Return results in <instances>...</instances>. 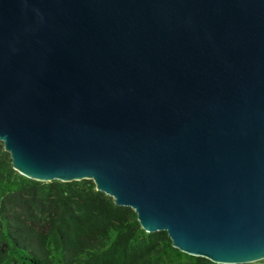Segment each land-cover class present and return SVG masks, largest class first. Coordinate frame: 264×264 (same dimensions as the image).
Returning a JSON list of instances; mask_svg holds the SVG:
<instances>
[{
  "label": "water",
  "instance_id": "95a60500",
  "mask_svg": "<svg viewBox=\"0 0 264 264\" xmlns=\"http://www.w3.org/2000/svg\"><path fill=\"white\" fill-rule=\"evenodd\" d=\"M0 141L181 252L264 259V0H0Z\"/></svg>",
  "mask_w": 264,
  "mask_h": 264
},
{
  "label": "trees",
  "instance_id": "16d2710c",
  "mask_svg": "<svg viewBox=\"0 0 264 264\" xmlns=\"http://www.w3.org/2000/svg\"><path fill=\"white\" fill-rule=\"evenodd\" d=\"M0 264L223 263L181 252L164 230L144 231L130 207L90 179L19 174L0 141Z\"/></svg>",
  "mask_w": 264,
  "mask_h": 264
}]
</instances>
